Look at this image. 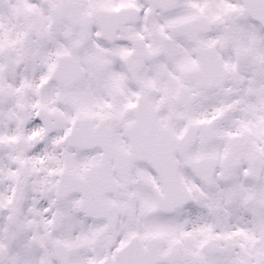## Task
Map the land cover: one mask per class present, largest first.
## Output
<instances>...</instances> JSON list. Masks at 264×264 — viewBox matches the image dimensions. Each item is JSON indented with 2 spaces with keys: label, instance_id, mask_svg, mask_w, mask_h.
I'll use <instances>...</instances> for the list:
<instances>
[{
  "label": "snow or ice",
  "instance_id": "obj_1",
  "mask_svg": "<svg viewBox=\"0 0 264 264\" xmlns=\"http://www.w3.org/2000/svg\"><path fill=\"white\" fill-rule=\"evenodd\" d=\"M0 264H264V0H0Z\"/></svg>",
  "mask_w": 264,
  "mask_h": 264
}]
</instances>
